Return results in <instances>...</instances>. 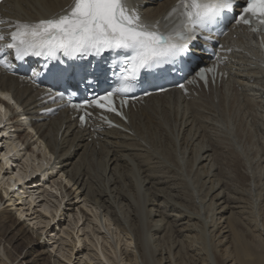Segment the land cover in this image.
I'll use <instances>...</instances> for the list:
<instances>
[{
  "label": "bare ground",
  "instance_id": "bare-ground-1",
  "mask_svg": "<svg viewBox=\"0 0 264 264\" xmlns=\"http://www.w3.org/2000/svg\"><path fill=\"white\" fill-rule=\"evenodd\" d=\"M128 1L142 13L146 23H154L160 19L163 21L162 18L176 3V0ZM71 2L72 0H6L0 4V18L23 21L48 18L66 8ZM235 34L236 32H232L231 36L234 38ZM239 38L243 39V36L240 35ZM250 51L254 53L251 49ZM230 58L225 67L231 77L225 80L221 87L212 88L209 92L199 91L198 96H184L176 91L156 94L148 98L147 103L140 105L137 110L131 107V123L128 127L134 131L132 134L118 129L105 128L97 132L90 127L81 128L74 114L65 109L55 116L44 114L42 110L53 104L45 103V98L41 96L42 91L26 85L16 76L0 71V88L10 91L21 107V112H17L0 105V125L10 111L14 115L0 128L1 140L5 139L9 150L1 153L3 162L0 163L1 264H14L19 259V255L13 254L22 246L18 243L20 240L23 241L25 250L29 248L24 251L26 253L23 252V261L27 264H75L74 255L77 249V254L80 252L81 244H85L79 230L75 239L70 231L64 229L62 246L70 240L72 244L68 246L69 249L62 247L59 253L68 263L48 250L49 243H44L43 239L47 228L52 227L60 217L63 204L58 198V205L43 203L45 214L31 218L35 219V225L44 233L35 230L21 219L20 216L29 215L24 206L17 209L19 216L9 208L16 205L13 197L22 195L20 186L13 192L11 190L18 186V183L25 181L26 177H32L38 172H42L40 179L29 182V186L25 183L27 188L23 187L28 190L25 193H31L29 202L27 200L28 206L38 200L34 198L33 192L37 193L45 185L51 190L54 187L57 192L60 188L65 189V195L70 197V201L84 198V206L94 214L87 227L99 229L89 241V245L96 249L94 255L99 263L218 264L222 243H216L213 235L217 232L218 240L220 237L228 238L234 235L232 239L240 237L241 232L239 234L238 226L234 225L236 220L233 222L230 218L229 211L233 208L229 197L227 198L223 178L217 176L221 174L217 173V162L221 161L218 159L217 150L230 143L237 148V156L249 157L248 150H251L259 160L264 158V137L260 139L261 135L264 136V69L243 53L232 54ZM192 100L206 101L210 105L206 103L207 106H197L195 109ZM233 100L236 102L235 106H238L232 107L239 109L232 110L234 114L229 116L231 107L230 111L224 107ZM242 109L245 112L242 113ZM21 116L27 120L26 123L21 121ZM243 123L247 128L245 131L242 129ZM7 129L11 130L7 133ZM26 129H30L32 134H22ZM5 133L9 134V138ZM247 141H251L255 146H249ZM3 145L1 144V147ZM236 150H231L234 155ZM11 153H14L13 159L10 158ZM10 162L22 163L17 173L12 171L14 167ZM260 162L262 165V161ZM58 168L63 178L76 189L68 190L63 181L54 178L53 173ZM220 169L222 170V167ZM242 169L246 170L241 168V171ZM29 170L32 173L30 176ZM244 173L247 174V171ZM173 180L178 182L175 184L177 189L187 193L185 199L189 201V205L177 202L169 194V188H165ZM209 180L214 181L210 187V192L214 194L208 191L207 196L203 198L202 192ZM51 182L53 185H50ZM49 187L43 194L40 191L38 193H49ZM24 199L22 197L23 201L26 200ZM49 200L51 201L50 198ZM246 205L242 207L247 209ZM79 210L76 212L78 219L74 211L70 212L73 216L70 222H74V227H79V222L83 223L84 216L90 217L83 209ZM256 213L255 210L252 212ZM231 214L234 215L235 212ZM256 224L258 225L257 221ZM262 225L264 222L259 226L264 230ZM69 228L71 229L70 226ZM74 229L71 230L76 231ZM262 234L264 235L263 231ZM10 240L14 243L13 248L9 249L5 242L11 243ZM192 252L196 257L190 255ZM82 255L83 264H96L92 263L94 257L89 253Z\"/></svg>",
  "mask_w": 264,
  "mask_h": 264
},
{
  "label": "snow or ice",
  "instance_id": "snow-or-ice-1",
  "mask_svg": "<svg viewBox=\"0 0 264 264\" xmlns=\"http://www.w3.org/2000/svg\"><path fill=\"white\" fill-rule=\"evenodd\" d=\"M227 13L234 14L237 25L242 23L251 31L264 33V0H176L162 18L165 30H161L159 20L144 22L127 0H72L51 17L9 21L12 30L0 31V42L7 41L0 43V53L8 49L14 52L16 59L35 56L54 60L60 56L75 58L123 52V67L115 88L80 103H72L69 96L71 106L83 111L79 120L85 123L86 117L91 116L88 108L92 107L123 115L118 112L117 97L133 90L142 70L173 63L189 55L200 34L211 31ZM3 23L0 20V24ZM0 66L11 67L7 59H0ZM215 70V64L200 67L196 76L207 83V74ZM179 87L185 89L183 83ZM126 102L120 101L121 104ZM101 118L111 123L103 115Z\"/></svg>",
  "mask_w": 264,
  "mask_h": 264
},
{
  "label": "rangeland",
  "instance_id": "rangeland-1",
  "mask_svg": "<svg viewBox=\"0 0 264 264\" xmlns=\"http://www.w3.org/2000/svg\"><path fill=\"white\" fill-rule=\"evenodd\" d=\"M201 100H192V104L195 107L197 108H202L203 106L205 107V105L207 106L209 103L206 102V101H201ZM199 102V103H198ZM205 103V104H204ZM208 103V104H206ZM197 104V105H196ZM229 105H227L225 108V110L227 111H230L229 107H231V112L230 114H228L229 116L233 115V111L234 110H238L239 107L235 108V100H233L232 102L228 103ZM231 104V105H230ZM196 105V106H195ZM210 105V104H209ZM200 106V107H199ZM232 106H235V107H232ZM195 108V109H197ZM234 108V109H233ZM224 110V112H225ZM233 110V111H232ZM244 109H242V113L245 112V110L243 111ZM226 111V112H227ZM223 112V114H224ZM228 113V112H227ZM218 118V117H217ZM21 121L23 123H26V119L24 117H20ZM246 122V121H245ZM243 130L245 131L247 128L245 127V124L243 123ZM241 126V125H240ZM239 126V127H240ZM1 130V129H0ZM11 129H7V133L10 131ZM248 131V130H247ZM13 132V131H12ZM26 132H29L32 134V131L30 129H26V131H22V134L23 133H26ZM5 133V134H7ZM2 132H0V159L3 158L2 154L3 152H5L7 150V146H6V143H5V139H2L1 140V137H2ZM218 134V133H217ZM215 134V135H217ZM9 136V134H7ZM7 136V137H8ZM264 136L261 135V138L262 139ZM263 140V141H262ZM262 144H264V139H262ZM32 141L34 142L35 141V138L32 139ZM38 143V142H37ZM251 141H247V144L250 146H255L252 144ZM1 144L3 145L1 147ZM212 144V143H211ZM214 147H216V144L213 143ZM232 145L229 143V144H225L223 146V149L219 148L217 150V153L219 152V157L218 155V159H220L221 161L218 160L217 164L219 165L218 167V170H217V173H221L220 175L217 174V176H219L220 178H223V186L225 188V192L227 193V198L228 200L230 201L229 203L231 204L232 208L229 213H230V218L233 220V222L236 220V222L234 223V225L238 226L237 230H238V233L241 232L240 234V237H234L231 239V237H233L234 235H231V237H226V238H221V241H220V238L218 240V236L217 235V232L215 233V235H213V240H216L215 242L217 243H222L220 245V250H221V255H220V258H218V264H264V235L262 234V231L264 232V230H261L259 226H261V224H263L264 222V158L263 159H260L257 157L256 158V154L253 153V151L251 150H248V152L250 151V155H248L249 157H246L245 155L241 157V155H238L239 152L236 150L237 148L236 147H231ZM232 148V149H230ZM234 148V149H233ZM256 148V147H255ZM258 149V148H257ZM256 149V150H257ZM222 150V151H221ZM231 150H236L237 152H235V155H234V152L231 151ZM2 153V154H1ZM222 153V154H221ZM230 153V154H229ZM255 155V156H254ZM231 156V157H230ZM241 159H240V157ZM230 157V158H229ZM238 159H237V158ZM228 158V159H227ZM13 159V158H12ZM22 159V158H21ZM227 159V160H226ZM230 159V160H229ZM237 159V160H236ZM243 159V160H242ZM247 161H245V160ZM24 160V159H23ZM22 160V161H23ZM227 161V162H226ZM236 161V163H235ZM252 161V163H251ZM262 161V165H261V162ZM53 163V159L51 161ZM223 162V163H222ZM234 162V163H233ZM238 162V164H237ZM241 162V163H240ZM248 162V163H247ZM0 163H2V161H0ZM13 162H10V164H12ZM243 163V164H242ZM19 164V165H18ZM20 164L22 163H14L12 164L13 167H14V170H12L13 172L17 173L18 170H19V166ZM235 164V166L233 165ZM237 164V165H236ZM245 165L242 166V165ZM223 165V166H221ZM230 165V166H229ZM242 167H241V166ZM233 166V168H232ZM9 167H11V165H9ZM222 167V170L220 169ZM240 168V169H239ZM241 168H245L246 170L242 169L243 171H241ZM253 168V169H252ZM230 169V170H228ZM233 169V170H232ZM210 170V169H208ZM232 170V171H231ZM240 170V171H239ZM59 171V168L57 171H55L53 173V176L54 178H57L59 181H63L64 184H66V186L68 187V190H74V188L76 189L75 186L72 187L73 184H70L68 182L67 179L63 178L62 176V173L58 172ZM234 171V172H233ZM247 171V174L244 173ZM51 172V170H50ZM49 172V173H50ZM231 172V173H229ZM243 172V173H242ZM249 172V173H248ZM32 173L31 171L29 170L28 172V176H30ZM51 174V173H50ZM235 174V175H234ZM245 174V175H244ZM224 176V177H223ZM230 176V177H229ZM41 176H39L37 179H40ZM65 177V176H64ZM236 177V178H235ZM27 178V177H26ZM227 178V179H226ZM232 178V179H231ZM35 179V180H37ZM53 179V178H52ZM51 179V181H52ZM229 179V180H228ZM33 180V181H35ZM225 180V181H224ZM234 180V181H233ZM174 181V183H173ZM171 184H169L168 186H166L165 188H169L168 191H169V194H171L172 198H175V200H177V202H180V203H186L188 204L189 201H187V199H185V195L187 194H184L185 191H180L179 188L177 189V185H175L176 182L175 180H173ZM237 181V182H236ZM240 181V182H239ZM244 181V182H243ZM40 182V181H39ZM214 184V181L212 180H209L207 181L206 183V186H205V189L203 190V195L202 197L205 198L207 196L208 193H211L210 192V187L212 186V184ZM250 183L252 184V186H249ZM53 185V182L50 183V185ZM167 184V183H166ZM232 184V185H231ZM44 185V184H42ZM26 186H29V182L26 183ZM25 185L23 186H20V192H22V195H15L13 198H15V201L14 203L16 205H11L9 208H12L14 210V212L18 213L17 212V209L19 207H22L24 206V209H26V213L28 216H20L21 219L23 221H26L27 223H29L31 226H33L35 228V230H38L40 233H44L43 230H40L38 226L35 225V219L32 220L31 218H35L36 216H38L39 214H43L44 210H43V203H46V202H51L49 204L53 205H58L59 202H56L57 198L60 199L62 201V206H61V211H60V217L58 218L57 222L54 223L52 225V227H48L47 228V232H46V236H44V243L47 242L48 244V250L52 251L54 253V255H56L58 258L66 261L68 263V261L63 258L61 255H60V249L62 247H64V249H69L68 246H70L72 243H71V240L69 241V243L67 244H64L63 245V241H62V238L65 237L63 235V230L66 229L68 231H70L73 235V237L75 239H77V234L76 232H78L77 230H79V234H81V237L85 239V244H81L82 247L79 248L80 252L77 254V251L74 255V263L75 264H83L82 263V259H83V253L87 252L89 253L90 255H92L93 260H92V263H96V264H101L99 263V260L97 259V257L94 255V253L96 252V249L94 246H90L89 245V241L91 240V238L93 239L94 238V233H96L99 229L97 228H94L93 229V226L91 228L87 227L88 226V222L93 219L94 217V214L93 212H89L86 207L84 206L83 204V201H84V198H75L73 199V201H70V197H67L65 195V189L63 188H60L59 189V192H57V190L55 191V189H53L54 187H52V190L50 189V187L48 185H45V187L41 188L40 190H38V192L40 191L42 194L43 192H45L44 190L50 189V192H46L44 193V195H42L41 193H35V199H38L36 203H34L33 205H30L28 206V203H27V200L29 202V199L31 198V193H25L27 192L28 190L26 189H23V187H26ZM235 186V187H234ZM38 187V186H37ZM58 186H56L57 188ZM209 189H208V188ZM252 187V188H251ZM27 188V187H26ZM172 188V189H171ZM29 189H33V188H29ZM34 189H38V188H34ZM43 189V191H42ZM231 191H230V190ZM171 190V191H170ZM241 190V191H240ZM262 190V191H261ZM48 191V190H47ZM177 191V192H176ZM209 191V192H208ZM213 191V190H212ZM233 191V192H232ZM55 192V193H54ZM208 192V193H207ZM230 192V193H229ZM205 193V194H204ZM14 193H12L13 195ZM40 194V196H39ZM212 195L214 193H211ZM236 194V195H235ZM46 195V196H45ZM174 195V196H173ZM180 195V196H179ZM243 195V196H242ZM42 196V197H41ZM54 196V197H53ZM22 197H24L25 201L22 200ZM39 197V198H38ZM51 199V201L49 200V198ZM209 197V196H208ZM234 197V199H233ZM239 197V198H238ZM18 198V199H17ZM62 198V199H61ZM236 198V201H234ZM241 198V200H240ZM243 199V200H242ZM186 201V202H185ZM233 201V202H232ZM232 202V203H231ZM53 203V204H52ZM236 203L237 205H234ZM242 203V204H241ZM248 203H251V205H246ZM26 204V205H25ZM189 205V204H188ZM246 205L247 206V209L246 207H242ZM31 206V208H30ZM73 206H75V208L73 209ZM194 206V205H193ZM237 206V207H236ZM239 207V208H238ZM261 207V208H259ZM33 208V209H32ZM83 209V211H85L86 214H90V217H86L84 216L83 218V223L79 222V227H74V222H70L71 219L73 218V216L71 215L70 212H75V216H76V219H78V216H77V210L80 211L79 209ZM245 209V210H244ZM255 210V212L257 211L256 214H252V212ZM38 211V212H37ZM237 211V212H236ZM235 212V214H231ZM242 212V213H241ZM241 213V214H240ZM45 214V213H44ZM243 214V215H242ZM246 214V215H245ZM250 214V215H249ZM252 214V216H251ZM32 215V216H31ZM84 215V214H83ZM236 215V216H235ZM242 215V216H241ZM18 216H19V213H18ZM46 216L48 218L49 215L46 214ZM235 218H234V217ZM255 216V217H254ZM257 216V217H256ZM253 217V218H251ZM257 218V219H255ZM51 219V218H50ZM88 219V221H87ZM254 219V220H253ZM244 220V221H243ZM253 220V221H252ZM256 221L258 222V225L256 224ZM86 222V224H84ZM84 224V225H83ZM97 225V223H95ZM69 226L71 227V229H74L76 231H73L69 228ZM235 226V227H236ZM264 226V225H262ZM221 227V226H220ZM181 227H179L180 229ZM254 228V229H253ZM178 229V228H177ZM257 229V230H256ZM83 230V231H82ZM82 231V233H81ZM101 232L103 230H100ZM258 232V233H257ZM176 233V231H175ZM174 233V234H175ZM178 233H179V230H178ZM182 233H185V232H182ZM182 237L184 236V234H182ZM262 234V235H261ZM8 236H11L9 235V233H7ZM176 236V234H175ZM35 237H37L35 235ZM8 238V237H7ZM217 238V239H216ZM6 239V238H5ZM224 239V240H222ZM232 241H231V240ZM10 242H5V245L6 247H8L9 249L10 248H13V241L10 240ZM56 242V243H54ZM225 244H224V243ZM17 243V242H15ZM18 243H20V245H22L20 248L17 249L16 253L13 254L15 256L19 255V259L14 263V264H27L26 261H23V256L25 255L24 251H27L25 250V247L23 246V241L20 240ZM56 244V245H55ZM10 245V246H9ZM67 245V246H66ZM236 245V246H235ZM60 246V247H59ZM125 246V245H123ZM226 246V247H225ZM59 247V248H58ZM109 247V246H108ZM224 247V249L222 248ZM3 248V246L1 247V249ZM227 248V249H226ZM123 249L125 250V247H123ZM229 249V250H228ZM238 249V250H237ZM58 250V251H57ZM225 252H224V251ZM228 250V251H227ZM233 250V251H232ZM231 251V252H230ZM238 251V252H237ZM22 254H21V253ZM24 252V253H23ZM125 252V251H124ZM228 252V253H227ZM226 253V254H225ZM69 254V253H68ZM194 255L196 257V255L192 252L190 255ZM1 256V255H0ZM125 257V255H124ZM225 257V258H223ZM76 258V259H75ZM228 258V259H227ZM234 258V259H233ZM228 260V261H227ZM233 260V261H232ZM236 261V262H235ZM223 262V263H222ZM1 264V262H0ZM69 264V263H68Z\"/></svg>",
  "mask_w": 264,
  "mask_h": 264
}]
</instances>
